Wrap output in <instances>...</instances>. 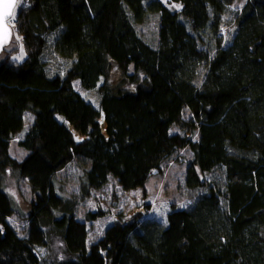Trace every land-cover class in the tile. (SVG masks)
I'll return each instance as SVG.
<instances>
[{
  "label": "trees",
  "instance_id": "16d2710c",
  "mask_svg": "<svg viewBox=\"0 0 264 264\" xmlns=\"http://www.w3.org/2000/svg\"><path fill=\"white\" fill-rule=\"evenodd\" d=\"M234 2L21 3L11 24L20 39L0 53V264H264V0H246L227 36ZM139 7L159 15L154 45L134 24ZM54 33L56 52L73 59L63 77H49L41 60ZM77 80L86 91L103 80L98 107ZM27 112L19 161L10 150ZM184 150L193 154L185 186L206 193L188 208L171 205L165 223L117 214L88 246V224L107 213L77 217L78 201L57 189L59 172L78 163L86 200L110 177L126 191L145 187ZM218 169L222 180L210 184L204 174ZM9 171L30 184L24 228L9 220ZM53 235L63 256H41L37 246L50 249Z\"/></svg>",
  "mask_w": 264,
  "mask_h": 264
},
{
  "label": "rangeland",
  "instance_id": "374dc122",
  "mask_svg": "<svg viewBox=\"0 0 264 264\" xmlns=\"http://www.w3.org/2000/svg\"><path fill=\"white\" fill-rule=\"evenodd\" d=\"M245 1L235 0L234 4L226 12L222 26H224L223 33H226L227 36L229 32L233 34V16ZM23 2L24 0H18L14 15ZM135 14L133 21L139 34L144 40L154 45L157 41L159 15L146 12L142 7H139ZM12 18L9 20L10 25L13 22ZM17 37L18 35L13 30L12 40L17 39ZM56 37L57 33L47 36L46 47L41 58L49 77H63L73 63V59L64 58L56 52L54 48ZM21 53V56L24 57L23 52ZM116 75L114 71L113 76L115 77ZM102 83L103 80H100L96 89L86 91L83 89L81 81L77 80L74 83V87L86 101L98 107L100 102L98 88ZM58 119L62 120V117L58 116ZM25 120L26 127L13 140L10 150L11 155L19 161L23 160L28 153L25 148L18 144L32 124L33 116L27 112ZM180 156L183 159L182 162H178L175 159L170 160L163 173L152 176L143 188L126 191L119 185L117 179L110 177L107 185L100 190L92 191L91 197L86 200H80L79 198V177L82 170L78 163L73 162L60 171L56 181L57 189L63 196L78 201L77 217L83 219L87 212H97L98 210L107 213L105 217L88 224V246L104 236L117 214L138 213L139 211L143 213L144 211V214L149 218H156L165 223L166 215L170 211L171 205H176L182 209L188 208L199 196L205 194L206 188L188 189L185 186L188 162L192 160L193 154L190 150H184L180 153ZM204 177L210 184H216L222 180L223 171L218 169L205 173ZM2 189L10 196L16 210L9 220L16 227L24 228L26 222L22 218L29 212L28 206L31 200L28 179L21 178L15 171H9L4 178ZM37 250L41 256H46L48 253V256L62 257L64 248L60 237L53 235L50 249L37 246Z\"/></svg>",
  "mask_w": 264,
  "mask_h": 264
},
{
  "label": "snow or ice",
  "instance_id": "6c2138e0",
  "mask_svg": "<svg viewBox=\"0 0 264 264\" xmlns=\"http://www.w3.org/2000/svg\"><path fill=\"white\" fill-rule=\"evenodd\" d=\"M15 7V0H0V44L7 43L9 29L5 23L6 18L14 17L12 9ZM17 39H20L17 37Z\"/></svg>",
  "mask_w": 264,
  "mask_h": 264
},
{
  "label": "water",
  "instance_id": "95a60500",
  "mask_svg": "<svg viewBox=\"0 0 264 264\" xmlns=\"http://www.w3.org/2000/svg\"><path fill=\"white\" fill-rule=\"evenodd\" d=\"M17 2H18V0H15V7L12 9L13 13H14V10H15V8H16V6H17ZM11 18H12V17H8V18H6V20H5V23H6L7 27H8V29H9V33H10V35H9L8 42H7V43L0 44V53H2V51H3L7 46H9L10 43H11V41H12V37H13V29H12L11 25L9 24V20H10Z\"/></svg>",
  "mask_w": 264,
  "mask_h": 264
}]
</instances>
